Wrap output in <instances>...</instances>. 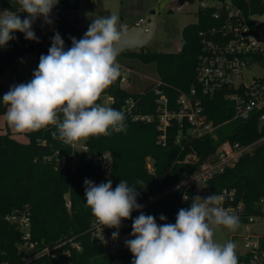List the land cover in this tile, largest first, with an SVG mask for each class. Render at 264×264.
Here are the masks:
<instances>
[{
  "label": "trees",
  "instance_id": "trees-1",
  "mask_svg": "<svg viewBox=\"0 0 264 264\" xmlns=\"http://www.w3.org/2000/svg\"><path fill=\"white\" fill-rule=\"evenodd\" d=\"M231 1L243 10L251 23H255V15L264 14L263 0ZM57 5L60 12L55 18L56 26L47 30L43 25H38L36 35L39 42L36 47H26L28 40L23 33L16 32V39L0 48V75L8 69L14 70L20 57L31 49H36V70L40 56L48 54L56 32L64 40L65 49L71 47L70 37L80 39L81 29H84L76 22L80 0H59ZM11 8L21 19L27 15L16 7ZM213 11L214 7H199L198 20L184 28L183 45L177 52H158L145 48L139 52L124 53L145 64L154 63L160 83L148 86L143 92H131L122 86L119 77L104 93L112 98V108L121 111L126 102L132 99L136 102V112L154 118L151 121H132L126 117V132L91 137L88 141L89 150L79 153L80 161L76 169L73 170L70 164L65 168L55 167V152L58 150L60 156H68L70 149L61 145L59 139L53 138L55 128L52 126L27 132L29 141L26 143L17 140L12 131L0 134V264H131L133 256L125 243L111 252L99 239L92 237L90 229L95 217L85 206L86 178L96 184L111 179L113 188L121 179L127 180L130 185L141 180L143 184L137 185V202H142L168 191L192 175L215 152L219 140L229 138L248 143L262 136L256 121L231 119L234 115L233 106L218 94L214 98H204L206 111L211 118L218 123L228 120L216 131L217 139L212 135L190 138L187 136L188 124L184 122L181 125L173 120L168 127L166 145L158 143L160 131L154 89L156 86L162 89L169 97L171 107L177 108L180 92L190 90L197 83V62L202 49L199 33L214 24ZM121 56L122 53L118 57L119 64L124 62ZM34 70L27 76L14 77L6 87L0 85V115L7 110L2 102L3 95L10 86L28 82ZM179 135L182 137L177 142ZM106 151L113 156L109 171L102 164H95L92 158ZM148 157L153 164L151 172L147 167ZM215 181L217 190L223 187L236 188L238 197L244 200L251 213L256 200L264 193V144L254 154L244 155L234 168L228 169ZM185 192L189 196L183 202ZM68 195L72 200L71 209L66 206ZM193 197V188L186 190L180 187L153 200L144 208V212L154 216L158 224H174L179 209L190 207ZM24 214L30 217L32 238L45 240L51 246L57 245L55 255L27 261L25 257L28 252L18 251L23 231L9 217ZM161 214L166 217L165 221L159 219ZM71 237L81 243V250L71 248L70 243L59 245ZM68 248L70 253H64ZM237 256L240 264L242 258L239 254Z\"/></svg>",
  "mask_w": 264,
  "mask_h": 264
},
{
  "label": "clouds",
  "instance_id": "clouds-1",
  "mask_svg": "<svg viewBox=\"0 0 264 264\" xmlns=\"http://www.w3.org/2000/svg\"><path fill=\"white\" fill-rule=\"evenodd\" d=\"M20 11H0V48L16 39L14 33L24 34L26 40L39 42L33 24L43 18L50 24L53 8L59 0H17ZM128 27L119 16H96L83 37H70L71 47L59 32L52 37L47 55H41L32 78L26 83L10 86L3 95L7 106V124L17 133L55 128L54 139L73 144L89 137L109 136L126 132L124 112L99 103L102 94L121 75L119 55L129 45ZM143 181L130 185L121 179L113 188L112 180L96 184L85 179V206L96 222L104 228H114L112 239L119 237L122 221L132 219V239L125 246L132 253L131 264H239L236 244H223L214 239L218 227L235 231L239 217L221 206L216 194L192 198L190 207L179 209L176 221L158 224L146 215L137 202ZM185 199H188L185 196ZM159 219L165 221L161 214Z\"/></svg>",
  "mask_w": 264,
  "mask_h": 264
},
{
  "label": "built area",
  "instance_id": "built-area-1",
  "mask_svg": "<svg viewBox=\"0 0 264 264\" xmlns=\"http://www.w3.org/2000/svg\"><path fill=\"white\" fill-rule=\"evenodd\" d=\"M200 7L203 9L214 7L212 13L214 24L199 33L202 49L197 62V83L190 90L180 92L176 101L177 108L171 107V101L162 89L158 86L154 89L157 95L156 114L160 131L158 143L166 145L168 127L173 120L178 121L181 125L184 122L188 124L187 136L190 138L212 135L217 139L216 131L228 120L218 123L214 118H211L206 111L204 98H214L218 94H221L233 106L234 115L231 119L256 121L262 136L248 143L233 141L229 138L219 140L215 152L209 155L192 175L168 191L138 203L143 205L141 210L144 212V208L148 204L169 191L180 187H185L186 190L193 188L194 197L205 198L212 194L220 196L221 206L238 216L239 224L248 227L255 225L261 228L264 226V193L256 200L254 210L250 213L244 200L238 197L236 188L223 187L217 190L215 179L225 174L228 169L234 168L244 155L254 154L264 144V37L259 31L258 25L251 23L243 10L231 0H211L210 3L202 1ZM59 12V7L56 5L50 17L56 18ZM43 22V18H38L35 21L33 24L35 34L38 25ZM134 26L143 27L145 32L150 31L146 18H140ZM85 32V29H81L80 38ZM36 45L37 42L32 40H28L26 43V47H36ZM31 55L36 56V49H31L21 57L27 59ZM256 69L262 73H252ZM133 74L132 67L121 65V83L128 80ZM156 82L160 83V80ZM135 108L136 102L130 99L121 111L124 112L125 117L132 121H151L154 118L152 115L136 112ZM181 137V135L177 137V142L181 140ZM90 138L71 145L64 144L59 140V143L69 148L70 151L68 156H60L58 150L55 152V167L65 168L70 164L73 170L76 169L80 161L79 153L89 150L88 141ZM51 158L49 157V159ZM92 158L95 164H102L108 171L113 165V156L109 151L96 154ZM192 158L196 159L197 157L192 156ZM147 167L150 172L153 171L152 163H148ZM185 196L188 197L189 194L187 192L183 194V202L188 200L185 199ZM66 206L68 209L72 207L69 195L66 197ZM139 214V211H133L132 219L122 221V226L118 230L119 237L116 240L112 239V233L117 229L104 228L94 218L90 229L92 237L99 239L109 251L114 252L126 240L133 238L131 236L132 220ZM9 219L16 222L23 231V240L18 244L17 249L19 252H28L25 257L27 261L56 254L57 245L51 246L45 240L32 238L31 221L28 214L13 215ZM240 236L244 242L243 250L236 251L242 258L240 264H264V229L253 230L249 234ZM67 243L71 244V248L82 249L81 243L74 240V237L59 243V245ZM64 253L69 254L70 248Z\"/></svg>",
  "mask_w": 264,
  "mask_h": 264
},
{
  "label": "rangeland",
  "instance_id": "rangeland-1",
  "mask_svg": "<svg viewBox=\"0 0 264 264\" xmlns=\"http://www.w3.org/2000/svg\"><path fill=\"white\" fill-rule=\"evenodd\" d=\"M202 1L211 2V0H80L76 22L87 31L89 24L96 16L111 14L119 16L120 22L128 27L127 39L129 41L128 47L125 48L121 56L124 62L120 64L131 66L134 69V74L121 84L131 92H143L148 86L157 83L159 75L156 65L154 63L145 64L139 59L124 55V53L139 52L145 48L158 52L179 51L183 45V30L187 25L197 22L198 9ZM11 7L20 10L17 0H0L1 11H12ZM140 18H146L150 28L149 32H145L143 27L134 26ZM253 19L264 37V14L255 15ZM50 20V24L45 22L41 24L47 30L56 26V19L50 17ZM35 66V55H31L27 59L20 57L16 68L8 69L0 77V85L6 87L11 84L14 77L21 78L31 74ZM252 73L261 74L262 72L256 69ZM111 100L109 94L103 93L100 103L110 106ZM0 128V134L11 130L17 140L24 143L29 141L27 133H17L8 126L4 114L0 115ZM148 163H152L150 157L147 158ZM260 229H264V226L258 228L255 225L248 227L239 224L235 231L220 226L215 231L214 239L220 244L234 240L236 251H241L244 248V242L240 235Z\"/></svg>",
  "mask_w": 264,
  "mask_h": 264
},
{
  "label": "crops",
  "instance_id": "crops-1",
  "mask_svg": "<svg viewBox=\"0 0 264 264\" xmlns=\"http://www.w3.org/2000/svg\"><path fill=\"white\" fill-rule=\"evenodd\" d=\"M131 67V66H130ZM4 75V74H3ZM0 77H2V75H0ZM158 80H159V78H158ZM1 129V128H0ZM9 131H11V130H9ZM13 132V131H12ZM5 133V132H4ZM2 134V133H1ZM13 134H14V132H13Z\"/></svg>",
  "mask_w": 264,
  "mask_h": 264
},
{
  "label": "water",
  "instance_id": "water-1",
  "mask_svg": "<svg viewBox=\"0 0 264 264\" xmlns=\"http://www.w3.org/2000/svg\"><path fill=\"white\" fill-rule=\"evenodd\" d=\"M142 50H144V49H142ZM142 50H141V51H142Z\"/></svg>",
  "mask_w": 264,
  "mask_h": 264
}]
</instances>
